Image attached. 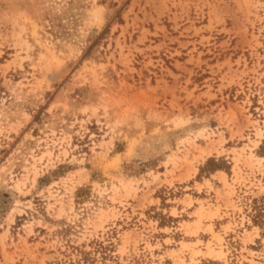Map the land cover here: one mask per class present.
<instances>
[{"label":"rangeland","instance_id":"rangeland-1","mask_svg":"<svg viewBox=\"0 0 264 264\" xmlns=\"http://www.w3.org/2000/svg\"><path fill=\"white\" fill-rule=\"evenodd\" d=\"M0 264H264V0H0Z\"/></svg>","mask_w":264,"mask_h":264},{"label":"trees","instance_id":"trees-1","mask_svg":"<svg viewBox=\"0 0 264 264\" xmlns=\"http://www.w3.org/2000/svg\"><path fill=\"white\" fill-rule=\"evenodd\" d=\"M211 163H213V164L215 165L214 167H212V169H211L212 171L221 168V166L218 165V164H216L215 161H214L213 159H208L206 165L211 164Z\"/></svg>","mask_w":264,"mask_h":264}]
</instances>
